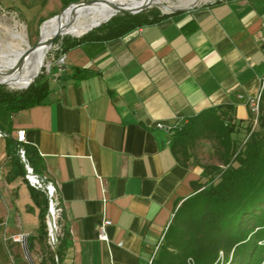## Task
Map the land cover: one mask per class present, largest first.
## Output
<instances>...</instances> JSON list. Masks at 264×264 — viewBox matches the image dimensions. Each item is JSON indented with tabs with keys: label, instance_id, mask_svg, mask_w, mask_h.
I'll list each match as a JSON object with an SVG mask.
<instances>
[{
	"label": "crops",
	"instance_id": "0c3cea01",
	"mask_svg": "<svg viewBox=\"0 0 264 264\" xmlns=\"http://www.w3.org/2000/svg\"><path fill=\"white\" fill-rule=\"evenodd\" d=\"M49 85L44 103L13 115L11 128L14 138L26 131L43 162L36 174L58 187L61 264H151L203 172L177 161L171 135L223 105L246 122L247 99L263 90L264 0L218 1L86 42L66 53ZM9 162L0 138V264H31L25 242L38 235V206L25 176L8 179ZM20 235L24 243L14 241ZM30 254L41 263L37 241Z\"/></svg>",
	"mask_w": 264,
	"mask_h": 264
},
{
	"label": "trees",
	"instance_id": "16d2710c",
	"mask_svg": "<svg viewBox=\"0 0 264 264\" xmlns=\"http://www.w3.org/2000/svg\"><path fill=\"white\" fill-rule=\"evenodd\" d=\"M171 15L158 10L116 15L80 38H64L63 53L89 41L121 38ZM50 78L39 76L24 91H10L0 85L2 132L12 136V116L44 103L50 94ZM233 110V105L208 109L171 135V150L177 161L186 168L200 167L203 172L201 180L192 184L193 195L176 204L151 264H264V87L256 127L251 111L245 122L236 120ZM242 128H247L248 136L239 147L235 136ZM204 141L214 145L217 163L203 164L196 159L195 150ZM7 150L11 166L8 179L25 176L17 143L8 137ZM25 150L28 163L40 174L43 162L39 153L29 145ZM31 195L40 208V228L36 237L29 238L28 249L31 252L37 241L43 256L40 264H57L48 244L47 198L33 188ZM58 240L62 263L65 244L60 236Z\"/></svg>",
	"mask_w": 264,
	"mask_h": 264
},
{
	"label": "bare ground",
	"instance_id": "6f19581e",
	"mask_svg": "<svg viewBox=\"0 0 264 264\" xmlns=\"http://www.w3.org/2000/svg\"><path fill=\"white\" fill-rule=\"evenodd\" d=\"M199 1L208 0H183L178 5L168 6L166 9H186ZM164 3H167V0H102L98 4L77 5L72 8L73 11L64 12L62 16L47 21L35 47L28 45L21 34L14 36L16 44L0 55V83L19 90L26 88L39 75L46 52L51 48L49 41L57 33L81 37L93 27L115 16L118 13L117 8L130 10L134 5L143 7Z\"/></svg>",
	"mask_w": 264,
	"mask_h": 264
},
{
	"label": "rangeland",
	"instance_id": "374dc122",
	"mask_svg": "<svg viewBox=\"0 0 264 264\" xmlns=\"http://www.w3.org/2000/svg\"><path fill=\"white\" fill-rule=\"evenodd\" d=\"M80 1L90 0H0V55L10 50L16 44L15 37L18 34H21L24 37V40L28 45L35 47L41 38L43 25L47 21L59 16L71 4ZM101 1L93 4H98ZM181 1L183 0H167V3H164L163 5L151 6L147 10H158L163 15H170L171 10L166 9V7L176 6ZM218 1L221 0L199 1L194 4L196 6L192 5L189 8L191 9L204 5H210ZM75 6L76 5L69 7L67 10H65V12L73 11L72 8H74ZM140 8L142 7L139 5H134L130 8V11L138 10ZM125 10H129V8ZM117 15L122 14L117 13ZM60 34L62 36H60L54 42L51 48L46 52V56L41 65V71L38 77L47 76L48 70L51 67L53 68L54 62L59 58L60 54L64 52L63 39L68 37L77 38L71 36L73 34ZM5 87L10 91L25 90L15 89L10 85H5ZM253 126L256 127V124L254 123ZM247 136V128H242L238 135L235 136L239 147H241L245 143ZM195 157L199 162L203 164L217 163L215 147L212 143L209 142L204 141L198 144V147L195 150ZM36 210L37 215L39 216V207H36Z\"/></svg>",
	"mask_w": 264,
	"mask_h": 264
},
{
	"label": "built area",
	"instance_id": "2783aa9c",
	"mask_svg": "<svg viewBox=\"0 0 264 264\" xmlns=\"http://www.w3.org/2000/svg\"><path fill=\"white\" fill-rule=\"evenodd\" d=\"M66 67V53L60 54L59 58L54 62L53 68L51 67L48 70V75H57L60 74ZM261 94L262 92L255 98H249L247 99V106L249 107L251 113L255 116V124L257 125V119L259 115L260 110V103H261ZM240 99H243L242 96H240ZM160 128L163 127V125H159ZM8 135L5 134L0 130V138H7ZM17 141L18 146V155L21 159V162L24 165L25 169V177L28 181V184L36 191H40L45 194L47 198V213L50 212L54 218L55 222V228L57 230V234L59 237L60 233V220L62 218L63 214V208L62 203L59 197L58 187L54 183L50 182L47 177L38 175L34 172L33 168L30 166V164L27 161L26 158V150L25 145H27V134L25 130H18L15 137ZM46 224L48 228V242L49 245L52 247V242L50 240V234H51V224L48 219V215L46 217ZM111 225V222L108 220H105L98 232V238L102 242H108L109 237L107 234V228ZM14 241L18 243H24L25 237L20 235L17 237H14Z\"/></svg>",
	"mask_w": 264,
	"mask_h": 264
},
{
	"label": "water",
	"instance_id": "95a60500",
	"mask_svg": "<svg viewBox=\"0 0 264 264\" xmlns=\"http://www.w3.org/2000/svg\"><path fill=\"white\" fill-rule=\"evenodd\" d=\"M100 0H90V1H80V2H77V3H74V4H71L69 7L71 6H74V5H91L93 3H96V2H99ZM221 1H224V0H221ZM69 7H67L65 10H67ZM151 6L150 5H146V6H143L142 8L138 9V10H134V11H130V10H125L124 8H117V11L118 13L120 14H132V15H136V14H139L145 10H147L148 8H150ZM190 9V8H189ZM65 10L57 17H60L64 14ZM185 10H188V9H174V10H171L170 14H177L179 12H183ZM117 15V14H116ZM115 15V16H116ZM113 16V17H115ZM112 17V18H113ZM111 18V19H112ZM110 19V20H111ZM110 20H108L107 22L103 23V24H106L108 23ZM103 24H100V25H97L95 27H93L92 29H90L86 34H88L89 32H91L92 30L100 27L101 25ZM84 34V35H86ZM83 35V36H84ZM62 36L61 34L57 33L55 36H53L50 41H49V45L52 46L54 44V42L60 37ZM82 37V36H81ZM77 38H80V37H77ZM38 77V75L35 77V79L26 87L24 88L25 90L28 89V87L36 80V78ZM1 86H5V84L3 83H0ZM23 90V89H22ZM8 138L12 141H14L15 143H17L16 139L13 137V136H8ZM23 164V163H22ZM24 166V165H23ZM48 215V219H49V222L51 224V234H50V240L52 242V250L55 254V258H56V263L57 264H61V258H60V247H59V240H58V234H57V230L55 228V222H54V218L52 216V214L50 212L47 213ZM25 246H26V252H27V256H28V259L30 261L31 264H35L34 261L32 260V257H31V254H30V251L28 249V243H27V240L25 242Z\"/></svg>",
	"mask_w": 264,
	"mask_h": 264
}]
</instances>
